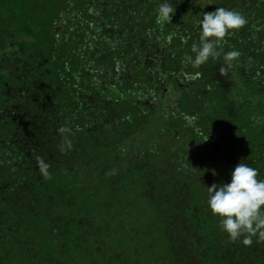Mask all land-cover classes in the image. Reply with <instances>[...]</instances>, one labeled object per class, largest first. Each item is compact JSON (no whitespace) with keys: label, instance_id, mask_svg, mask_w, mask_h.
I'll return each instance as SVG.
<instances>
[{"label":"trees","instance_id":"1","mask_svg":"<svg viewBox=\"0 0 264 264\" xmlns=\"http://www.w3.org/2000/svg\"><path fill=\"white\" fill-rule=\"evenodd\" d=\"M218 7L247 24L194 69ZM240 162L264 180V0H0V264H264L208 207Z\"/></svg>","mask_w":264,"mask_h":264},{"label":"clouds","instance_id":"2","mask_svg":"<svg viewBox=\"0 0 264 264\" xmlns=\"http://www.w3.org/2000/svg\"><path fill=\"white\" fill-rule=\"evenodd\" d=\"M174 9L170 3H162L157 9L156 23L158 25L171 22ZM200 27L199 44L193 43L191 51L195 57L185 56V64H191L199 68L211 57L219 58L225 38L232 32L238 31L247 24L246 18L239 12L218 7L215 11L206 12L198 22ZM238 51L225 53L224 59L231 67V62L238 59ZM224 72V69H221ZM202 73L195 72L193 79H198ZM63 137L60 151L65 153L73 147V141L69 138L71 129L63 126L58 129ZM79 131V128H77ZM39 173L45 180L52 178L50 165L45 160L36 156ZM115 175V170L109 173ZM257 169L244 163L235 166L231 173V182L216 184L207 187L208 207L213 216L220 217V226L232 241L244 237L243 244L250 246L253 237L264 241V180L258 179Z\"/></svg>","mask_w":264,"mask_h":264},{"label":"rangeland","instance_id":"3","mask_svg":"<svg viewBox=\"0 0 264 264\" xmlns=\"http://www.w3.org/2000/svg\"><path fill=\"white\" fill-rule=\"evenodd\" d=\"M211 2H216V1H218V0H210Z\"/></svg>","mask_w":264,"mask_h":264}]
</instances>
